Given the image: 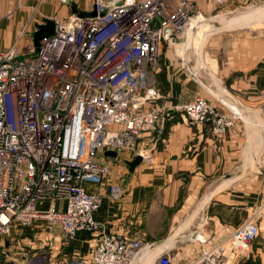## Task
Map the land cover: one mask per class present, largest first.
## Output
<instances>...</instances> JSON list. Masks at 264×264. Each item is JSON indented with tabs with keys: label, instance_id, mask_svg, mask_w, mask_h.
I'll list each match as a JSON object with an SVG mask.
<instances>
[{
	"label": "built area",
	"instance_id": "obj_1",
	"mask_svg": "<svg viewBox=\"0 0 264 264\" xmlns=\"http://www.w3.org/2000/svg\"><path fill=\"white\" fill-rule=\"evenodd\" d=\"M248 1L210 0L214 7ZM83 14L52 18L53 35L36 47L22 50L15 42L0 49V236L14 225L44 222L47 234L59 228L65 239L100 234L86 264H137L146 244L106 232L94 220L100 197L84 185L110 175L100 154L140 157L151 165L148 150L136 145L169 116L203 125L215 139L241 119L199 96L174 103L157 87L165 51L180 69L194 73L185 54L197 53L189 47L178 55L174 49L186 43L193 21L206 24L191 0H90ZM108 195L115 201L120 189L109 186ZM262 212L260 207L215 245H209L203 221L185 240L202 246L188 264H226L227 249L233 264L243 262ZM170 253L147 264H172ZM43 257L33 252L25 261L41 264Z\"/></svg>",
	"mask_w": 264,
	"mask_h": 264
},
{
	"label": "crops",
	"instance_id": "obj_2",
	"mask_svg": "<svg viewBox=\"0 0 264 264\" xmlns=\"http://www.w3.org/2000/svg\"><path fill=\"white\" fill-rule=\"evenodd\" d=\"M191 1L213 30L210 36L219 35L207 40L216 70L200 62L199 54H190V68L192 56L195 62L189 75L165 51L157 87L174 103L199 96L241 120L215 139L203 125L169 116L136 145L148 150L151 165L141 162L130 170L128 163L136 157L107 160L110 175L100 184L86 183L84 189L100 197L93 216L106 232L133 239L136 228L144 232L146 246L137 264H147L167 249L184 252L185 240L205 220L209 245L218 244L262 207L258 235L241 264H264V15L237 21V15L256 9L251 0L220 7L210 0ZM89 6L88 0H0V49L15 42L22 50L33 46L35 27L43 19H64ZM109 186L120 189L115 201L108 195ZM99 235L78 232L65 239L59 228L47 234L44 222L27 228L14 225L8 236H0V264H27L25 258L33 252L44 256L41 264H86ZM201 248L194 243L191 249L197 254ZM229 251L226 264H233Z\"/></svg>",
	"mask_w": 264,
	"mask_h": 264
},
{
	"label": "rangeland",
	"instance_id": "obj_3",
	"mask_svg": "<svg viewBox=\"0 0 264 264\" xmlns=\"http://www.w3.org/2000/svg\"><path fill=\"white\" fill-rule=\"evenodd\" d=\"M255 1V2H254ZM258 1H260V2H258ZM251 2H254V3H257V5H256V9H252V10H249L248 12L249 13H246L247 11H244L243 13H241V14H239V15H237L238 17V21H241V20H246V19H248V17H249V19L251 18H257L258 16H259V14H263L264 15V0H251ZM89 0H88V5H89ZM262 5V6H261ZM261 6V7H260ZM258 7H260V8H258ZM255 8V7H254ZM262 12V13H261ZM251 13H253L254 14V16H253V14H251ZM245 14V16H243ZM246 14L248 15V16H246ZM223 22V21H222ZM207 29H208V31H207V33H205L204 34V37L202 38V39H200L199 40V42H200V47H199V49L196 51V53L197 54H199V56H200V54L202 55L201 57L202 58H199L200 59V62L201 61H205L206 62V59L209 61V63L211 64V67L210 66H207V65H204V66H207L208 67V69L210 68V70H216V64H215V59H214V56H213V54H214V51H211V49L208 47V52H207V54L205 55V56H203V52H202V50L204 51V48H207V47H205V46H208L207 45V43H208V39L209 38H211V39H214L216 36H219V35H215V36H210L213 32V30L211 29L210 30V26L207 24ZM202 27V26H201ZM201 27H199L198 28V30L201 28ZM205 29H206V27H204ZM198 30H196V31H194L193 33H192V35L190 36V38H188L187 39V41H186V43H185V49H188L189 47H191L192 48V44H194V42H196V39H197V37H198V34L200 33V30L198 31ZM204 32V31H203ZM202 33V32H201ZM220 35H224V33L222 32ZM193 49V48H192ZM223 49V48H222ZM184 53V52H183ZM190 54H195L193 51H189V52H187L186 54H185V56H186V58L190 55ZM32 56V54L30 55L29 54V58ZM190 57V56H189ZM202 59V60H201ZM192 63H191V65H192V67L194 66V62H195V56H192ZM210 60H212L211 62H210ZM203 63V62H202ZM196 65V64H195ZM192 67H191V69H192ZM101 155V157L103 158V159H105V160H118L119 159V157L117 156L116 158H107V157H105L104 156V153H101L100 154ZM183 201V199L182 198H180V200H178L177 202H176V206L174 207V212H171V214H173V215H175V213H176V208L181 204V202ZM178 209V208H177ZM169 216V215H168ZM173 217V216H172ZM171 216H169V218H172ZM174 218H176V217H174ZM160 224H161V222H160ZM162 225H164L165 226V223H163L162 222ZM206 228V227H205ZM133 234H134V238H136L137 240H139L141 243H143V241H145V234H144V232L140 229V227L139 228H136L135 230H133ZM195 245H199V244H195ZM182 246H184V247H186V249H185V251L183 252L182 250H180V249H176V250H174L172 253H170V260H171V263L172 264H180L181 262H183V264H188L193 258H194V255L196 254L195 252H193V250L191 249L192 248V243H189V242H185ZM245 259H246V257H245ZM244 259V260H245ZM244 260H243V262H244ZM241 264L242 262L240 261V262H238V264Z\"/></svg>",
	"mask_w": 264,
	"mask_h": 264
},
{
	"label": "water",
	"instance_id": "obj_4",
	"mask_svg": "<svg viewBox=\"0 0 264 264\" xmlns=\"http://www.w3.org/2000/svg\"><path fill=\"white\" fill-rule=\"evenodd\" d=\"M76 12V10H75ZM76 16H83V13H75ZM91 15H94V13L92 12ZM54 22L51 19H43L42 20V24L40 25H36V31L34 32L33 35V45L36 47L38 45V41L40 39H42L43 37H49L52 36L54 33ZM107 157L110 158H116L117 154L116 152H106L104 154ZM141 163V158L140 157H136L132 162L128 163V166L130 168V170L134 169L136 166H138Z\"/></svg>",
	"mask_w": 264,
	"mask_h": 264
},
{
	"label": "bare ground",
	"instance_id": "obj_5",
	"mask_svg": "<svg viewBox=\"0 0 264 264\" xmlns=\"http://www.w3.org/2000/svg\"><path fill=\"white\" fill-rule=\"evenodd\" d=\"M246 13H249L248 11L246 12ZM262 13V12H261ZM251 14H253V13H251ZM243 16H245V14L243 15ZM246 16H248L247 14H246ZM253 16H254V14H253ZM250 17V16H249ZM249 17H248V19H249ZM256 18V17H255ZM237 19V18H236ZM251 19V18H250ZM235 20V19H234ZM238 21V20H237ZM239 22V21H238ZM196 25V26H195ZM202 26V27H201ZM199 27H201L199 30H200V33L198 34V37H197V39H196V42H194V44H192V48H193V50L196 52L198 49H199V47H200V42H199V40L200 39H202L203 37H204V34L205 33H207V31H208V29H207V24H198L196 21H193L192 23H191V27H190V29L188 30V32H187V39L188 38H190V36L192 35V33L194 32V31H196V30H198V28ZM204 27H206V29L204 28ZM198 30V31H199ZM204 31V32H203ZM202 32V33H201ZM175 50H176V52L178 53V55H181V54H183V52L185 51V44H183V46H175V48H174ZM198 57V56H197ZM200 58H202V57H200ZM200 60V59H199ZM202 60V59H201ZM206 62H207V64H209V66L211 65L210 63H209V61L206 59ZM211 62V61H210ZM202 64H204V63H202ZM204 66V65H203ZM203 66H201V67H203Z\"/></svg>",
	"mask_w": 264,
	"mask_h": 264
}]
</instances>
